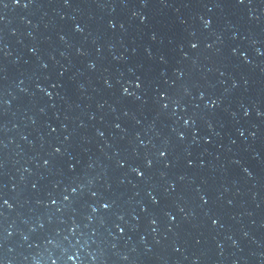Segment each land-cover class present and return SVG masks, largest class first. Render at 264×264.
Wrapping results in <instances>:
<instances>
[{
  "label": "water",
  "instance_id": "water-1",
  "mask_svg": "<svg viewBox=\"0 0 264 264\" xmlns=\"http://www.w3.org/2000/svg\"><path fill=\"white\" fill-rule=\"evenodd\" d=\"M0 264H264V0H0Z\"/></svg>",
  "mask_w": 264,
  "mask_h": 264
}]
</instances>
